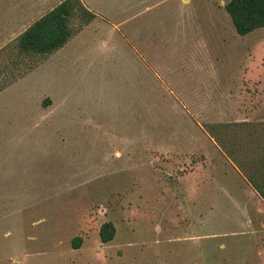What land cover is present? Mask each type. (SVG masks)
<instances>
[{"label":"rangeland","instance_id":"374dc122","mask_svg":"<svg viewBox=\"0 0 264 264\" xmlns=\"http://www.w3.org/2000/svg\"><path fill=\"white\" fill-rule=\"evenodd\" d=\"M60 1L0 0V264H264V200L204 128L264 121V27L228 0H82L92 22L21 56Z\"/></svg>","mask_w":264,"mask_h":264},{"label":"trees","instance_id":"16d2710c","mask_svg":"<svg viewBox=\"0 0 264 264\" xmlns=\"http://www.w3.org/2000/svg\"><path fill=\"white\" fill-rule=\"evenodd\" d=\"M225 8L241 35L264 27V0H228ZM95 17L96 13L82 0H62L21 32L15 46L21 56H48ZM76 20L79 26L75 25ZM3 83L0 90L11 81ZM204 128L264 200V121L216 122ZM114 234L113 222H105L100 230L102 240H112ZM80 240L75 238L76 245Z\"/></svg>","mask_w":264,"mask_h":264}]
</instances>
